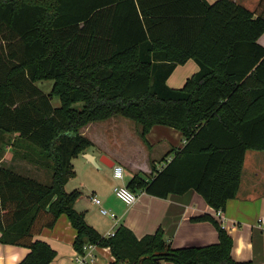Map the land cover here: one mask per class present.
Segmentation results:
<instances>
[{
	"label": "trees",
	"instance_id": "1",
	"mask_svg": "<svg viewBox=\"0 0 264 264\" xmlns=\"http://www.w3.org/2000/svg\"><path fill=\"white\" fill-rule=\"evenodd\" d=\"M263 34L264 0L254 11L233 0H0V148L51 173L46 183L0 165V241L30 249L19 264L53 262L56 252L36 237L62 215L76 230V252L109 248L110 264H253L233 260V239L207 216L196 221L215 223L213 245L174 248L162 229L139 239L125 226L106 238L75 210L81 192L66 185L93 147L82 128L123 117L143 140L158 125L186 140L150 178L133 176L132 192L194 190L224 211L246 152L264 151ZM189 60L199 71L171 88ZM47 81L49 93L37 86Z\"/></svg>",
	"mask_w": 264,
	"mask_h": 264
},
{
	"label": "crops",
	"instance_id": "2",
	"mask_svg": "<svg viewBox=\"0 0 264 264\" xmlns=\"http://www.w3.org/2000/svg\"><path fill=\"white\" fill-rule=\"evenodd\" d=\"M207 1L212 4L218 0ZM233 1L253 11L260 0ZM259 43L264 47V34ZM198 71V64L194 60H189L175 69L167 84L173 89H182L187 80ZM127 120L115 117L90 123L82 128V136L89 139L93 147L74 161L76 176L66 185L68 193L70 186L74 187L72 192H81V197L74 205L75 210L84 214L86 222L104 237L109 232L125 226L139 239L162 229L165 239L174 248L203 247L218 243L219 231L215 223L212 220L196 221L205 216L215 220V210L196 191L191 190L182 195L171 194L167 198L139 193L138 201L128 207L115 195L116 187L109 188L101 180L96 181L94 165H99L98 171L103 170L101 160L105 157L115 165L124 167V179L128 175L131 180L138 174L148 179L151 177L153 167L161 170L165 165L162 161L164 157L158 158L155 148L162 147L166 155L169 154L167 159L170 160L174 152L183 148L186 143L180 131L162 125L154 126L143 140L142 130L136 125L147 163L144 168H140L134 158L128 156V143L122 136V130L123 134L124 131L130 133L131 126ZM15 139L14 136L13 140ZM121 145L126 148H119ZM14 156L11 149H7L1 162H8ZM89 178L93 179V184ZM113 178L115 179L114 175ZM130 180L124 185L127 186ZM92 197L99 198L102 207L116 215L117 222L109 216L102 215L100 208L92 202ZM224 215L227 218L226 231L233 239L231 253L233 260L264 264V151L246 152L238 194L235 199L228 201ZM76 236V230L68 217L62 215L54 228L45 229L36 240L47 243L56 252V258L51 264H78L76 262L78 253L74 248ZM29 253L28 248L3 244L0 241V264H19ZM93 255L94 261L89 264H110L115 261L109 248L97 247Z\"/></svg>",
	"mask_w": 264,
	"mask_h": 264
},
{
	"label": "rangeland",
	"instance_id": "3",
	"mask_svg": "<svg viewBox=\"0 0 264 264\" xmlns=\"http://www.w3.org/2000/svg\"><path fill=\"white\" fill-rule=\"evenodd\" d=\"M37 86L39 88H41L43 91L47 92V91L51 90V88L53 86V82L52 81L42 82V83H38ZM53 105L57 106V107L60 105V102L57 98L54 99ZM78 106L76 108H80ZM127 121L129 123L128 125L131 126L130 133H128V131H126V132L124 131V134H123V130L121 132H122V136L125 138V140H127V143H128V146H127L129 148V149H127L128 156L133 157L134 160L138 163L140 168H144V165L147 164L146 159H145L146 155L143 153V150H142L143 148H141V146L143 144H142L141 139L139 137V129L134 122H132L131 120H127ZM126 134H127V136H126ZM118 147L119 148H121V147L126 148V147H123L122 145L118 146ZM7 149H11V147L8 145V146H3L2 148H0V165L5 166L7 168H10L11 170L18 172L20 174L30 176L33 179L42 180L46 183L50 182L51 173L49 170H46L44 168H41L40 166L32 164L20 156H14L8 162H1L2 159L4 158V155H5ZM155 151L159 155L158 158H162L166 155V153L164 152V149L162 147L155 148ZM11 153H12V151H11ZM103 156H105V155H103ZM98 167H99V165L98 166L94 165L95 173H97L96 174V177H97L96 181L101 180L102 183L104 185H108L109 188L110 187L115 188L118 186L121 187L130 180L128 175L125 176L124 180L114 179L113 178V168L110 169L103 164L102 165L103 170L98 171L97 170ZM96 171H98V172H96ZM90 180L92 181L91 183L93 184L94 183L93 179H90ZM78 181L79 180H76V182H78ZM72 188H74V187L70 186V188H68L70 193L73 190Z\"/></svg>",
	"mask_w": 264,
	"mask_h": 264
},
{
	"label": "built area",
	"instance_id": "4",
	"mask_svg": "<svg viewBox=\"0 0 264 264\" xmlns=\"http://www.w3.org/2000/svg\"><path fill=\"white\" fill-rule=\"evenodd\" d=\"M164 167V165H163ZM162 167V168H163ZM161 168V169H162ZM125 170L124 167L121 165H115L113 167V175L115 179L117 180H123L124 179ZM115 195L124 202L128 207L133 206L139 199V195L132 192L126 185H123L121 187H116L114 189ZM92 202L97 205L100 208V212L102 215L109 216L111 219H113L115 222H117V217L114 213L104 209L102 207V202L97 197L91 198ZM214 218L219 222V224L222 226L223 229H226L227 224V218L224 215V211L222 210H215L214 211ZM116 235V230L111 231L107 234L106 238H113ZM96 245H86L84 246V253L83 254H77L76 262L78 264H89L90 262L94 261L95 256L93 255V251L97 248Z\"/></svg>",
	"mask_w": 264,
	"mask_h": 264
},
{
	"label": "water",
	"instance_id": "5",
	"mask_svg": "<svg viewBox=\"0 0 264 264\" xmlns=\"http://www.w3.org/2000/svg\"><path fill=\"white\" fill-rule=\"evenodd\" d=\"M101 162H102L104 165H106V166H108V167H111V168H113V167L115 166V163H114L113 161L107 159L106 157H105L103 160H101Z\"/></svg>",
	"mask_w": 264,
	"mask_h": 264
}]
</instances>
